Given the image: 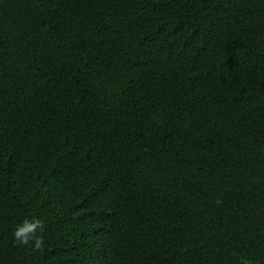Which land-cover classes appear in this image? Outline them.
I'll list each match as a JSON object with an SVG mask.
<instances>
[{
	"label": "trees",
	"instance_id": "obj_1",
	"mask_svg": "<svg viewBox=\"0 0 264 264\" xmlns=\"http://www.w3.org/2000/svg\"><path fill=\"white\" fill-rule=\"evenodd\" d=\"M0 264H264V0H0Z\"/></svg>",
	"mask_w": 264,
	"mask_h": 264
},
{
	"label": "clouds",
	"instance_id": "obj_2",
	"mask_svg": "<svg viewBox=\"0 0 264 264\" xmlns=\"http://www.w3.org/2000/svg\"><path fill=\"white\" fill-rule=\"evenodd\" d=\"M45 229L39 218L24 219L13 230V243L21 247H30L33 251H42L45 241L40 235Z\"/></svg>",
	"mask_w": 264,
	"mask_h": 264
}]
</instances>
